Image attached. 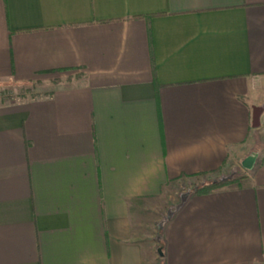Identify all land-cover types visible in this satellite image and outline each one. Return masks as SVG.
I'll list each match as a JSON object with an SVG mask.
<instances>
[{
  "label": "crops",
  "instance_id": "0c3cea01",
  "mask_svg": "<svg viewBox=\"0 0 264 264\" xmlns=\"http://www.w3.org/2000/svg\"><path fill=\"white\" fill-rule=\"evenodd\" d=\"M0 88V264H264V0H0Z\"/></svg>",
  "mask_w": 264,
  "mask_h": 264
},
{
  "label": "trees",
  "instance_id": "16d2710c",
  "mask_svg": "<svg viewBox=\"0 0 264 264\" xmlns=\"http://www.w3.org/2000/svg\"><path fill=\"white\" fill-rule=\"evenodd\" d=\"M238 183L237 179H224V180H207L201 182L198 186H196L192 193L194 194H207L213 191L220 190L222 188H227L234 186Z\"/></svg>",
  "mask_w": 264,
  "mask_h": 264
},
{
  "label": "rangeland",
  "instance_id": "374dc122",
  "mask_svg": "<svg viewBox=\"0 0 264 264\" xmlns=\"http://www.w3.org/2000/svg\"><path fill=\"white\" fill-rule=\"evenodd\" d=\"M23 92L30 93V94L27 96L26 94L24 95ZM37 94L39 95V93H36V92L34 93V91L29 92V90H27L25 88L21 89L20 91H18V90L16 91L14 89L11 90V89H6V88H0V99H4V98L11 99L12 98V99L22 100V99H25L27 97L35 96ZM189 191L191 192L192 188L189 189ZM159 255H161V254H159ZM157 259L161 261V264H163L162 258H157Z\"/></svg>",
  "mask_w": 264,
  "mask_h": 264
},
{
  "label": "water",
  "instance_id": "95a60500",
  "mask_svg": "<svg viewBox=\"0 0 264 264\" xmlns=\"http://www.w3.org/2000/svg\"><path fill=\"white\" fill-rule=\"evenodd\" d=\"M257 120V116H254L253 121ZM159 254H161V252L159 251Z\"/></svg>",
  "mask_w": 264,
  "mask_h": 264
}]
</instances>
